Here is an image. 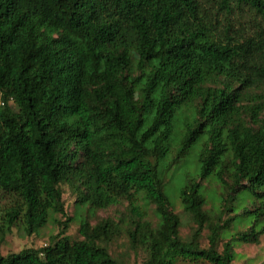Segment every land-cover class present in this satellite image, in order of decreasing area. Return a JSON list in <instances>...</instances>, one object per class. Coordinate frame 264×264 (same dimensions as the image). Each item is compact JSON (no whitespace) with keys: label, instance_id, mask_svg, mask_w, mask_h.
I'll list each match as a JSON object with an SVG mask.
<instances>
[{"label":"trees","instance_id":"trees-1","mask_svg":"<svg viewBox=\"0 0 264 264\" xmlns=\"http://www.w3.org/2000/svg\"><path fill=\"white\" fill-rule=\"evenodd\" d=\"M46 18L57 36L40 33ZM263 111L264 0H0V239L60 226L0 264H136L109 251L121 237L141 264H232L236 243L264 235ZM194 146L184 240L165 176ZM61 184L84 211L78 239Z\"/></svg>","mask_w":264,"mask_h":264},{"label":"rangeland","instance_id":"rangeland-1","mask_svg":"<svg viewBox=\"0 0 264 264\" xmlns=\"http://www.w3.org/2000/svg\"><path fill=\"white\" fill-rule=\"evenodd\" d=\"M61 32L60 25L52 18H46L42 22L40 27V33L42 35L48 34L52 37L57 36ZM264 115V111H263ZM179 125L176 124L175 128L178 129ZM197 146H194L190 153L182 158L179 163L174 165L168 172H166V185L165 193L170 203V207L180 215L181 226L179 234L184 240H188L191 235L192 227L194 226L190 216L182 210V206L179 200L180 188L184 185L187 177H197L199 172V163L197 161ZM162 168L166 166V162L160 164ZM203 193L206 196V209H216L218 206L219 189L218 184L212 179H206L202 181ZM63 193L62 199L64 203L65 215L71 217L72 220L69 223L64 235H67L70 239H78L81 236L78 233L79 219L84 211L82 208L76 207L75 192L67 184H61ZM126 201L120 200L117 204L111 205L107 209L97 210L92 215H89L90 222L94 224L96 221L105 217H117L120 215ZM146 206L149 209L148 218L154 222V216L152 213V207ZM56 219L63 221L65 217L56 215ZM60 226L56 221L52 222L51 218L45 225L38 228L32 235H27L21 225L15 224L12 230L7 233L2 239H0V253L6 255L12 252H18L24 248H39L47 244L51 238H53L59 231ZM239 229H242L240 227ZM231 233H234L232 229ZM207 231L202 232L200 239V246L205 247L207 245L206 239ZM109 251L113 256L122 257L128 260L130 263L136 262L141 264L143 255L134 254L127 247L126 240L121 237L109 245ZM236 253L235 260L232 264H264V235L260 237L259 244L249 243H236L234 246ZM179 264V263H178ZM183 264V263H180Z\"/></svg>","mask_w":264,"mask_h":264}]
</instances>
